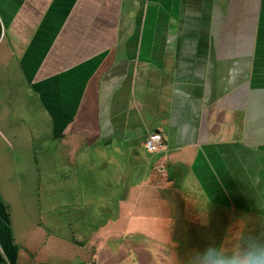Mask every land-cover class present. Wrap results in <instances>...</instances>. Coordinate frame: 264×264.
<instances>
[{"label":"crops","instance_id":"0c3cea01","mask_svg":"<svg viewBox=\"0 0 264 264\" xmlns=\"http://www.w3.org/2000/svg\"><path fill=\"white\" fill-rule=\"evenodd\" d=\"M3 74L46 104L64 178L81 157L114 184L69 202L87 211L62 233L50 229L64 227L54 202L29 199L26 224L13 215L18 182L6 173L18 169L7 167L0 264H151L150 245L206 207L264 220V0H0V85ZM18 109L0 112L5 141L22 136L6 130ZM22 180L21 196L39 186Z\"/></svg>","mask_w":264,"mask_h":264},{"label":"rangeland","instance_id":"374dc122","mask_svg":"<svg viewBox=\"0 0 264 264\" xmlns=\"http://www.w3.org/2000/svg\"><path fill=\"white\" fill-rule=\"evenodd\" d=\"M19 78L12 76V74H3L2 85H0V112L10 105L12 109L14 106L20 107L17 117L11 121L13 124L6 129L7 133L9 134L10 131H13L17 135L18 133L22 135H18V139L10 136V134L9 136H4L7 141L0 137V167H2L0 175L7 171V167H15L18 171H15V173L9 172L6 175L8 174L9 180H12L11 182H18L16 184L18 187L16 188L19 189L21 187L22 179H24V182L33 181L34 184L39 186L37 189L24 190L25 196L20 195L21 189H16L19 193L20 201L22 202L23 200V202L17 201L18 198L15 197V204L13 203L15 212L13 211V215L17 213L15 215L18 219H23L21 222L26 224L25 209H28L29 212L33 211V206L27 204L29 199L32 202L36 200L35 208H38V203L41 204V209L47 208L54 202L55 204L49 211H51L53 217L63 218L60 224L64 227L61 230H57L58 227L56 225L50 229L62 233H67L65 230L71 229V226H74V229H80L84 221L76 220L87 210L83 209L84 205L69 204V202L78 201L79 199L76 198L81 200L87 195L96 197L97 193L102 192V189L112 191L111 185L114 184V181H108V177L113 175L105 172L96 173L97 168L94 161L90 163L81 157H77L78 161L76 163H78L77 166H80L81 173L79 172L76 175L75 173L67 172V176L64 178V169L69 164L64 162L65 158L61 157L60 140L52 136L49 125L45 126V124L51 122L48 110L45 109L47 108L46 104L41 98L40 101L38 100V94L33 89L27 87L26 79L20 82L21 78ZM75 94L77 95V93ZM36 104L40 108V113L35 112ZM30 107L31 113H28ZM75 111L74 109L72 113H75ZM28 114L30 118H27ZM31 114H35L39 119L36 120ZM27 129L31 131L34 139H30L31 137L26 132ZM26 139H28L29 145L26 143ZM95 146L96 142L94 141L92 147ZM91 152L94 157L95 149L92 148ZM53 157L56 166L55 170L53 165L50 166L51 161L48 163L49 159ZM32 160H35L38 166L34 165L32 167ZM99 175L102 178H99ZM20 180L21 183L19 182ZM74 182L77 183L74 184ZM65 183H71V185L63 188ZM72 184L78 186L82 184L84 188L76 187ZM53 186L57 187L53 188ZM3 198V204L10 207L11 203L5 194ZM35 213L38 214L40 212L36 210ZM199 214V219L179 220V229L176 232L168 233L158 243H153L145 235L142 236V239L147 237L143 242L154 244L149 247L152 257L151 264H213V261L218 256L242 255L253 242L264 246V220L262 219L259 221H246L243 219V215H239L231 209L226 211V208L222 212L214 213L212 206L206 207V210H199ZM69 224L71 225L70 227ZM14 227L16 228L15 223ZM138 237L141 238L140 236ZM83 240L84 238L82 237L81 241ZM131 264H138V261L132 257Z\"/></svg>","mask_w":264,"mask_h":264},{"label":"clouds","instance_id":"9594fccd","mask_svg":"<svg viewBox=\"0 0 264 264\" xmlns=\"http://www.w3.org/2000/svg\"><path fill=\"white\" fill-rule=\"evenodd\" d=\"M213 264H264V246L253 242L242 255L218 256Z\"/></svg>","mask_w":264,"mask_h":264},{"label":"built area","instance_id":"2783aa9c","mask_svg":"<svg viewBox=\"0 0 264 264\" xmlns=\"http://www.w3.org/2000/svg\"><path fill=\"white\" fill-rule=\"evenodd\" d=\"M164 146V137L161 132L153 131L146 140V147L150 152H157Z\"/></svg>","mask_w":264,"mask_h":264}]
</instances>
